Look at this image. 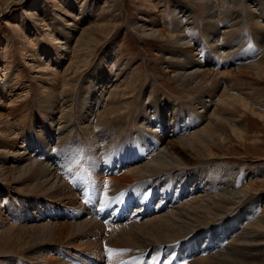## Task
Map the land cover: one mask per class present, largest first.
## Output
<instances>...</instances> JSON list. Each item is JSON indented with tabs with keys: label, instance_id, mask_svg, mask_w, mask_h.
Wrapping results in <instances>:
<instances>
[{
	"label": "bare ground",
	"instance_id": "1",
	"mask_svg": "<svg viewBox=\"0 0 264 264\" xmlns=\"http://www.w3.org/2000/svg\"><path fill=\"white\" fill-rule=\"evenodd\" d=\"M190 1V3H199L204 8L206 30L198 37L200 41L208 37L211 42H216L220 34L217 25L225 18V28L231 29V32L228 31L222 35L228 48L235 45L232 44L234 43L232 38L235 35L233 30L241 23L247 27L251 23L254 28H257L254 30L259 29L254 32L257 41L259 40L258 45L262 44L261 41L264 40V11L259 5H257L258 10H252L248 5H239L237 0H222L223 7L219 11L215 0ZM65 4L70 9L72 8L68 3L65 2ZM239 6H242V16L235 13ZM111 7L109 8L112 9ZM188 10L189 8L182 7L178 2L173 4L172 16L179 29L185 30L186 28L183 20L186 17H191ZM80 15L84 14L80 13ZM84 18L86 20L85 15L81 16V19ZM228 18L230 19L227 20ZM193 21L194 19H192ZM137 23H141V31L148 25L151 28V35L165 37L164 40L168 48L163 52L162 61L164 64H168L170 76L180 84L182 92L187 96H190L194 91L198 94L188 101L189 103L194 104L197 109L198 105H205L202 102L204 96L200 94L202 91L215 90L226 85L223 89L225 93L222 91L224 96L221 98L225 104L220 102L221 105L218 104L217 109L209 119V123L201 128L199 124H195L202 121L201 112H199L200 117L195 116L194 118L188 112H184L182 116L187 117L189 115L188 121L182 125L179 124L178 131L183 132L177 135L179 138H176L173 146H169L162 143L163 139L157 141L146 134L152 123L154 126L160 127L164 121L158 116L161 113L162 107L160 105L162 104L159 99H156L155 105L149 107L141 105L142 112L139 111L138 102L146 97V92H141L138 97H135L137 95L136 85L133 81L134 74L129 72L126 64L122 69L120 68L121 74L125 75L126 72L124 73V71H128L120 83L117 75L113 81L103 78L94 82L96 75L91 73L85 83L78 85L77 92H70L69 96L66 93L70 90L65 92L66 101L63 102L64 104L57 113L54 112V105L46 111L54 115L57 114L56 121H61L57 130H60V140L55 147L58 149L56 158L44 148V146L48 147L50 140H52L50 135L45 137L47 131L45 125L43 128L39 126L36 131H31L37 139L29 138L31 133L25 132L21 143L13 142L10 145L8 143V145L3 144L4 142L0 143L2 149L9 147L10 151H15L20 147L25 148L22 153L23 156L16 163L10 161L7 164V160L3 163L1 159L4 155L0 154V185L8 188L9 183L15 184L18 186L17 192L26 195V197L18 199L15 205L18 213V217L15 218L23 221L18 223L19 225L17 224L16 230L15 227L6 228L8 231L15 230L12 237H17L20 242L14 243L10 240L9 244L5 243L6 245L0 246V248L2 247L0 253H3V256L12 255L11 259H17L21 255L29 258L34 256L33 259H43L45 254L57 251L59 254L63 253L61 261L57 264H68L69 259H65L64 247L62 249L58 248L61 246H57L54 250L50 248L51 243L59 241L66 242V244H76L77 248L80 247L79 250L86 251L88 254L101 255L96 257L98 259L81 255L80 260L76 259L80 264H90L91 262L93 264H182L186 261L185 264H264V222L262 220L253 218V227L250 228L248 224L249 228L242 227L240 232L231 238V235L235 233L234 230L243 221L241 215L251 213L258 204L257 199L251 198L254 196L245 190L247 187L244 190H238V182L244 177V174L240 169L223 170L219 167L215 170L210 167V163L216 159V148H221L226 142H230L231 137L238 139L244 137L242 130L233 126V124H239V120L231 116V106H237L244 113L251 116L257 115L260 118L254 109L256 106L253 105L256 101L253 102V99L256 98L257 104L261 106L264 104V96L258 92L259 88L258 90L249 88L252 95H256L255 97L252 96L253 99L246 94L239 96L240 90L238 95L236 93V95H231L232 91L236 89L237 80L228 78V75H224L221 80L216 78L217 75L215 78L205 75L203 65L195 60L197 55L193 53V48L190 45L192 39L190 40L189 36H186V31H179L175 35L166 36V33L155 30V25L144 19L137 20ZM61 26L64 29L61 37H64L65 42L60 43L67 47L72 33L67 31L64 24ZM135 26L137 25L135 24ZM250 35L252 36L251 33H248L246 39ZM46 36L52 41L58 40V36H54V32L49 31ZM98 41L100 42V38ZM226 46L215 44L213 50L218 57L225 58L227 55H231L232 62L241 64L242 61L239 58L242 59V57L238 55V50H234L233 47L229 53L226 51ZM63 47L55 48V50L60 52ZM185 47H188L187 51H185ZM113 50V47L109 46L103 52L99 63L101 65L100 70L108 67L107 63L110 59L116 60ZM233 55L236 58H233ZM262 65L260 61H256L248 64V67L256 73V76L261 78L264 76ZM110 73L114 74L112 71ZM202 74L205 75L204 81L198 83L199 76ZM71 82L75 85L78 83ZM110 83L115 84L108 94L114 99V102L110 103V106L104 110L100 109L95 113H90L92 108L94 111L98 107L100 99L104 96L106 88L111 85ZM67 86H69V82H66L65 88ZM239 87L241 86L237 88ZM100 91L102 92L100 93ZM205 108L207 109V106ZM205 111L202 110V112ZM58 114L60 115L58 116ZM127 114V123L119 126L120 129L118 127L112 131L111 127H108L109 129L104 132L105 135L100 141V146L102 150H105L109 142L107 151L108 148L115 151L114 154H109L106 158L111 165L122 168L132 166L126 175V178L129 179L127 182L130 183L119 186L118 181H112L108 185L106 182L102 193L96 192L98 196L95 199L93 195L94 184L98 181L93 178L96 169L95 164L88 151H84L82 159H78L71 150L72 142L70 140L76 135L77 127L83 128L86 133H89V130L95 132L107 125L109 120L115 121L126 117ZM86 116H92V121L99 117L101 119L100 125L94 127L95 125L86 124L88 121ZM140 116L146 117L140 118ZM152 118H154L153 122ZM204 120L206 119L204 118ZM74 128L75 131L73 132ZM10 133H4V135L9 136ZM91 147L92 145L90 149ZM35 149H39L40 152L34 157L26 155ZM10 151L1 150L8 156L13 154ZM24 155L26 156L24 157ZM204 162H206L205 165L197 169L198 177H195L200 184H195L194 181L186 179L178 180L173 176L167 178L168 175L163 177L161 175L172 169L197 166ZM82 169L89 174V177L85 176L84 172H80ZM90 174H92V178ZM78 185L81 186L80 192L73 190V187ZM77 194L83 195L85 200L88 199L87 203L90 204L91 209L94 206V211H90L86 202L85 205L89 210H85L82 207L83 202L79 203L75 200L78 199L76 198ZM41 198L53 200L57 206L60 203L61 208L70 209L72 212L75 208H79V213H75L78 215V219L72 218L73 222L71 221L64 228L58 230L55 221L49 217L51 213L47 206L48 203L41 204ZM46 210L48 214L45 213ZM130 212L133 214L131 215ZM150 214H154V216L147 219ZM232 214L237 215L235 219L232 218L225 224L211 225L217 220H225L223 218ZM31 222L44 224H31ZM208 225L210 226L207 229L200 232ZM3 234L7 235L6 232L2 231L0 235ZM11 259L10 261H15ZM70 262L76 264L75 260H70Z\"/></svg>",
	"mask_w": 264,
	"mask_h": 264
},
{
	"label": "rangeland",
	"instance_id": "2",
	"mask_svg": "<svg viewBox=\"0 0 264 264\" xmlns=\"http://www.w3.org/2000/svg\"><path fill=\"white\" fill-rule=\"evenodd\" d=\"M215 1L217 4L216 7L221 11V7H223L222 0ZM65 2L72 8L70 9L69 6H66ZM65 2L64 0H0V143L4 142L3 144L8 143L9 145L13 142L21 143L26 134L25 132L31 133L29 138L37 139L36 135L32 134L31 131H36L39 129V126L43 128L45 125L47 129L45 137L50 135L52 140H50L48 147L44 146V148L56 158L58 149H55V147L60 140V130H57L61 121H56L57 114L54 115L46 111L54 105V112L57 113L58 109H61L62 104H64L63 102L66 101L65 92L70 90L66 93L68 96L73 92H77L79 89L78 85L85 83L86 79L91 76V73L96 75L94 82L100 81L103 78L113 81L116 75L119 77V83L122 82L128 72L124 71V73L126 72L125 75L121 74L120 70L125 64L129 72L134 74L133 81L136 85L137 95L135 97H138L141 92H146V97L138 102L139 111L142 112L141 105L148 107L155 105L156 99H159L163 105H160L162 110L158 116L159 119L162 118L164 121H162L160 127H156L152 123L150 129L146 131L149 137H153L157 141L163 139V144L166 143V145L173 146L176 138H179L177 135L183 132L178 131L179 124L182 125L189 118V115L187 117L182 116L184 112H188L193 118L199 116V112H201L202 121L195 123L193 120V123L196 125L199 124L200 128L208 124L218 104L220 102L221 104H225L221 98L224 96L225 92L223 89H225L226 85L215 89L216 91H202L200 94L204 96L202 97V102L205 105H198L197 110L194 104L188 102L198 95L197 92H192L190 96L182 92L180 84L170 76L168 64H164L162 61L164 58L163 52L168 48L164 40L165 37L161 38L159 35H151V28L148 25L141 31V23H137V20L142 19L155 25V30L166 33V36H170V34L175 35L179 31H186V36H189L190 40L192 39L190 45L193 48V53L197 55L195 60L201 62L205 75H210L212 78H215V75H217L216 78H219L218 80H221L224 75H228V78L237 80V83H235L236 89L232 91L231 95L239 93L240 90L241 93H239V96L246 94L255 97L256 95H252L251 90H258L259 88L258 92L264 96V76L259 78L248 67V64L255 63L256 61H260L263 64L262 67H264V40L261 41L262 44L258 45L257 42L259 40L257 41L255 32L259 29L254 30L257 28H254L251 23L249 27L241 23L233 30L235 35L232 38L234 41L232 44H235L233 45L234 50H238V55L242 57V59L239 58L242 63L235 64L232 62L231 55L221 58L213 50L215 44L221 46L227 45V42L223 41L222 35L225 32H231V29L225 28V18L217 25L220 34L216 42H211L208 37L201 41L198 38L206 30L204 8L199 3H190V0H163V2L161 0H66ZM175 2L180 3L182 7L189 8L190 10L188 12L191 13V17H186L183 20L184 25H186L185 30L179 29L172 16L173 4ZM237 2L242 6L248 5L252 10H258L257 5H259L264 11V0H237ZM242 6L237 7L239 10L236 8L235 13L237 15L242 16ZM80 13L86 16V20L85 18L81 19V16L84 15H80ZM192 19H194L193 22ZM240 22L243 21L240 20ZM62 24L67 27L69 33H72L67 47L60 43L65 42L64 37H61L64 31L61 28ZM49 31L51 33L54 32V36H58L56 42L46 36ZM137 31H141L142 33ZM147 33L148 35H146ZM248 33H251L254 37L250 35L246 39ZM99 38L100 42L98 41ZM94 41L97 43L96 45ZM62 46L65 48L63 47L60 52L55 50V48H62ZM109 46L113 47L114 50L112 52L116 60L113 61V59H110L107 63L108 67L100 70V58ZM233 47L228 48L226 46V51L230 53ZM187 50L188 47H185V51ZM89 52L91 53L89 54ZM233 58H236V56L234 57L233 55ZM243 60L246 61L244 62ZM110 71L114 72V74L112 75ZM204 74L199 76L198 83L204 81ZM71 81L78 83L75 85ZM66 82H69V86L65 88ZM110 84L106 88L107 90H105L104 96L100 99L98 107L94 111L92 108L90 113H95V111H99L100 109L104 110L110 106V103L114 102V99L109 97L108 94H110L115 84ZM238 86L241 87L237 88ZM250 96H248L249 99ZM254 100L256 103L253 106H256L254 109L260 115V118L257 115L251 116L248 113H244L237 106H231V116L239 120V124H233V126H237L239 130H242L244 137H240L239 139L237 137H231L230 142H226L221 148H216V159L213 163H210V167L215 170L219 169V167L223 170L240 169L245 178L242 177L239 180L238 190L241 191L247 187L248 189L246 188L245 190L254 196H251V198L257 199L258 201L257 208L252 210L251 213L241 215L243 221L241 220L242 222L234 230L235 233L231 235V238L235 234H238L242 227H253V218H259L264 222V104L260 106L257 104L256 98L253 99V102H255ZM102 106L103 108H101ZM205 106H207V109ZM202 110L206 111L202 112ZM149 111L150 108L148 109V114ZM144 117L146 116H140V118ZM226 117L229 118L227 115ZM86 118L88 120L86 124L88 125L92 124L96 127L101 123L99 117H96L94 121H92V116H86ZM127 119L128 114L126 117L115 121L109 120L107 125L95 132L89 130V133H86L83 128L77 127L76 135L70 140L72 142L71 150L78 159H82L84 151H88L91 160L95 164L96 169L94 170L93 178L95 181L98 180L94 184L93 195L95 199L98 196L96 192L100 191L101 194L105 187L104 183L106 182H108V185L112 181H118L119 186L130 183L127 182L129 179L126 178V175L132 166L122 168L111 165L106 158L109 154H114L115 151L109 148L107 151L109 142L105 150H102L100 146V141L105 135L104 132H107L110 127L112 131L119 126L121 127V125L127 123ZM148 120L147 122H149ZM153 120L154 118H152V122ZM2 128H6L4 130L7 132H4ZM74 131L75 128L73 129ZM4 133L10 134L7 136ZM101 133H103V136H101ZM91 145L92 147L90 149ZM1 147L0 154L4 155L1 160L3 163L7 160V164L10 161L16 163L23 156L22 153L25 149L24 147H20L15 151H10L9 147L7 149H2ZM1 150H8L13 154L8 156L6 153L1 152ZM39 152V149H35V151H30L26 155L34 157ZM205 163L197 166L172 169L161 175L162 177L168 175L167 178L173 176L178 180L186 179L188 181H194L195 184H200L199 181H196L195 177H198L197 169L205 165ZM80 172L83 173L84 170L82 169ZM83 174L89 177L88 173L84 172ZM90 177L92 178V174H90ZM17 188V185L11 183H9L8 188L0 185V222L3 223V225L0 223V234L3 231L8 235H0V246H4L5 243L9 244L11 242L10 240L14 243L20 242L17 237H12L17 224L23 221L15 218L18 217L15 205L18 199L26 197V195L17 192ZM80 189V185L73 187V190L76 192H80ZM253 190H255V193ZM76 198H78L75 199L77 202H83L82 204L84 205L82 207L85 210L90 209V211H94V206L91 209L90 204L87 203L88 199L85 200L83 195L77 194ZM85 202L88 204L89 209L85 205ZM43 203H48L47 206L51 213L49 217L55 221L58 230L69 224L72 218L76 217L78 219V215L75 213H79V208H75L73 213L70 209L61 208L60 203L57 206L53 200H44L41 198V204ZM45 213L48 214L47 210ZM130 214L132 215L133 213L130 212ZM153 216L154 214H150L147 219ZM236 216V214L229 215L223 218L225 220H217L211 225L225 224L232 218L235 219ZM42 222H31V224L42 225L44 224ZM246 223L247 225H245ZM209 226H205L200 232H203ZM11 227H15V230L8 231L6 229ZM51 244L50 248L53 250L57 246H61L58 248L62 249L64 247L65 259H69L68 264H72L70 260H75L76 264H80L76 259L80 260L81 255L95 259L101 256L81 251L79 250L80 247L77 248V245L73 243L66 244V242L57 241ZM62 254L56 251L55 253L49 252L45 254L43 259H33L34 256L29 258L25 255H21L17 259H11L12 255L8 254L3 256V253H0V264H9V262H12L10 264H57L61 261ZM10 259L15 261H10ZM90 264H93V262Z\"/></svg>",
	"mask_w": 264,
	"mask_h": 264
},
{
	"label": "snow or ice",
	"instance_id": "3",
	"mask_svg": "<svg viewBox=\"0 0 264 264\" xmlns=\"http://www.w3.org/2000/svg\"><path fill=\"white\" fill-rule=\"evenodd\" d=\"M110 251V250H109Z\"/></svg>",
	"mask_w": 264,
	"mask_h": 264
}]
</instances>
